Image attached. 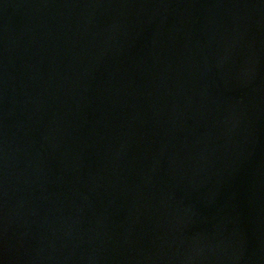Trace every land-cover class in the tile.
Wrapping results in <instances>:
<instances>
[{
    "label": "water",
    "instance_id": "1",
    "mask_svg": "<svg viewBox=\"0 0 264 264\" xmlns=\"http://www.w3.org/2000/svg\"><path fill=\"white\" fill-rule=\"evenodd\" d=\"M0 264H264V0H0Z\"/></svg>",
    "mask_w": 264,
    "mask_h": 264
}]
</instances>
